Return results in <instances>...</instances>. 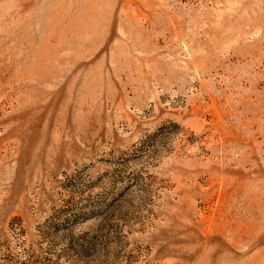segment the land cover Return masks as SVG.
Segmentation results:
<instances>
[{
    "label": "rangeland",
    "instance_id": "rangeland-1",
    "mask_svg": "<svg viewBox=\"0 0 264 264\" xmlns=\"http://www.w3.org/2000/svg\"><path fill=\"white\" fill-rule=\"evenodd\" d=\"M0 264H264V0H0Z\"/></svg>",
    "mask_w": 264,
    "mask_h": 264
}]
</instances>
